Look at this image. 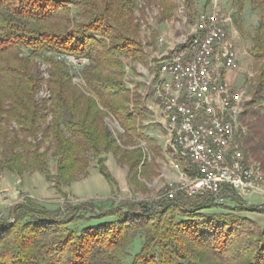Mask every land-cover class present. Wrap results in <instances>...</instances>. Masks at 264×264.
Instances as JSON below:
<instances>
[{
	"label": "trees",
	"instance_id": "16d2710c",
	"mask_svg": "<svg viewBox=\"0 0 264 264\" xmlns=\"http://www.w3.org/2000/svg\"><path fill=\"white\" fill-rule=\"evenodd\" d=\"M158 1L164 16H171L173 0ZM234 1L242 10L247 0ZM250 2L260 13L252 36L257 86L250 103L257 104L264 100V0ZM135 9V0H0V181L6 171L39 172L61 191L89 173L94 157L110 181L109 153L131 171L150 158H165L142 123V96L126 84L121 57L145 56ZM62 55L88 59L82 69L86 86L73 82ZM38 58L48 65L47 78ZM45 83L49 95L40 98ZM110 115L123 132L111 131ZM242 125L246 157L264 171V115ZM45 140L54 149L55 174L41 150ZM246 142L258 160L248 156ZM232 198L235 206H220L207 196L179 194L159 208L140 204L100 212L92 204L50 210L26 199L13 207L12 218L0 217V264H124L140 232L145 240L132 264H264V226L238 214L264 206L247 205L237 194ZM222 207L228 212L217 210ZM90 219L102 222L75 228Z\"/></svg>",
	"mask_w": 264,
	"mask_h": 264
},
{
	"label": "rangeland",
	"instance_id": "374dc122",
	"mask_svg": "<svg viewBox=\"0 0 264 264\" xmlns=\"http://www.w3.org/2000/svg\"><path fill=\"white\" fill-rule=\"evenodd\" d=\"M135 21L140 26V38L144 44L145 56L143 60H134L128 56H122L125 70L126 84L141 97V106L146 108V117L143 125L146 133L154 137L157 144L162 147L165 158L158 157L149 159L148 164L139 166L133 171L130 166L119 160V157L109 153L105 155V164L112 181L103 176L98 168L96 157L92 159L89 173L81 175L70 186L61 187L59 191L54 182L49 181L39 172H27L18 175L5 172L0 181V217L12 218V209L16 204L26 199L45 206L50 210L65 211L78 204H92L96 212L106 211L112 206H126L149 204L159 208V204L166 199V185L176 175L172 170L169 157L164 148V130L162 120L158 112L157 100L152 90L153 75L158 68L159 62L167 57V52L172 44L178 43L189 36L194 29L197 18L201 14H208L215 6L230 16L229 33L232 36L239 51L240 71L233 79L236 88L245 89L249 92L250 99L245 102V110L240 116V122L250 126L257 116L264 115V100L262 103H250L254 97L257 86L255 58L252 51V36L258 25L260 13L252 8L250 0H247L242 10L235 4L234 0H193L189 5L185 0H173L174 11L169 17L163 14V8L158 0H135ZM163 38L164 41H161ZM70 57L59 56L64 60L73 76V82L80 87L86 86L82 76V69L87 62L74 63ZM45 78L48 77V65L43 58L36 60ZM252 86L254 88H252ZM49 90L44 84L39 94L40 98L47 97ZM111 131L117 135L123 132V128L114 115L106 118ZM141 146L145 147L142 143ZM252 144H245L248 156L256 158L254 151L250 150ZM128 147V146H126ZM133 146L128 148L132 149ZM41 150L47 151V160L51 171H57V160L53 155L54 149L50 140L42 143ZM150 157V156H149ZM258 160V159H257ZM4 179H6L4 184ZM3 181V182H2ZM229 196L228 202L220 206H235L237 203ZM239 196V200L247 205L264 206V195L260 192L249 193L247 196ZM217 210L228 212L224 207ZM90 217L93 213L89 207L83 210ZM241 216L254 219L260 226H264V210L259 212L242 211ZM115 217L106 218L114 220ZM102 221L83 220L75 225L81 230L85 227L97 224ZM145 235L140 232L136 235L133 244L128 248V253L123 257L124 264H132L135 256L141 250Z\"/></svg>",
	"mask_w": 264,
	"mask_h": 264
},
{
	"label": "built area",
	"instance_id": "2783aa9c",
	"mask_svg": "<svg viewBox=\"0 0 264 264\" xmlns=\"http://www.w3.org/2000/svg\"><path fill=\"white\" fill-rule=\"evenodd\" d=\"M230 21L217 6L201 14L193 32L170 46L153 75L164 148L176 174L166 185L169 199L207 196L222 205L233 194L264 195V171L246 157L239 138L246 131L239 118L250 95L228 75L239 66Z\"/></svg>",
	"mask_w": 264,
	"mask_h": 264
},
{
	"label": "crops",
	"instance_id": "0c3cea01",
	"mask_svg": "<svg viewBox=\"0 0 264 264\" xmlns=\"http://www.w3.org/2000/svg\"><path fill=\"white\" fill-rule=\"evenodd\" d=\"M240 66H238L236 69L230 70L229 72V77L233 80L235 79V77H237V75L239 74L240 71ZM6 179H4V184H5ZM3 182V181H2Z\"/></svg>",
	"mask_w": 264,
	"mask_h": 264
}]
</instances>
